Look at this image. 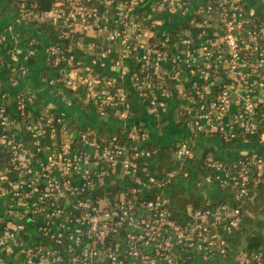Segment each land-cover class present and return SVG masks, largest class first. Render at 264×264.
I'll use <instances>...</instances> for the list:
<instances>
[{"label": "built area", "instance_id": "built-area-1", "mask_svg": "<svg viewBox=\"0 0 264 264\" xmlns=\"http://www.w3.org/2000/svg\"><path fill=\"white\" fill-rule=\"evenodd\" d=\"M42 1L13 0L21 21L49 27L58 39L49 38L46 88L73 90L99 115L115 111L124 123L131 89L155 113L182 103L195 133L264 140V17L250 0H50L49 8ZM195 13L198 36L174 31ZM12 29L0 27V62L37 53L35 40ZM88 35L100 42L85 44ZM38 96L33 89L13 96L0 83L1 251H18L26 264H264V248L229 241L247 226L242 208L258 189L251 183L260 181L262 158L210 159V178L234 202L195 209L179 223L167 199H140L180 174L152 170V151L137 143L141 129L129 145L103 140ZM175 155L184 166L195 149L181 141ZM119 182L123 194L98 193Z\"/></svg>", "mask_w": 264, "mask_h": 264}, {"label": "crops", "instance_id": "crops-1", "mask_svg": "<svg viewBox=\"0 0 264 264\" xmlns=\"http://www.w3.org/2000/svg\"><path fill=\"white\" fill-rule=\"evenodd\" d=\"M249 2L251 7H253L258 12V14L261 15V17H264V3L261 1L256 2L252 0ZM0 14L2 15L0 24L1 28H13L12 30L15 31L14 33L17 36H20L21 39H25L26 41L35 40L37 43V53L33 57L27 59L26 56H6L8 58H5L3 62H0V83L4 89H6V91L13 96L28 89L36 90L39 95V100L44 102L45 107L54 112L64 114L66 117H68L70 122L74 120L75 122L79 123L78 117L81 115L78 114L77 110L72 108L73 100L69 98V95H66L65 93H59L53 88H46L44 86L47 76L50 75H46V72L47 70L51 72L50 66L48 65V35L44 31L38 30L32 23L21 21L17 12V7L13 0H0ZM20 46L24 50H27L26 44ZM21 66H25L27 68L28 71L26 74H23L20 71L19 68ZM41 92H44L45 97L40 96ZM130 93L133 94L135 99L140 102L142 106L143 113L139 117L138 122L141 125V131L144 134V141H149L158 146L176 145L181 141H188L189 143H192L195 149L194 159H197V161H200L202 156L207 153L203 159L205 165H207V162L210 159H219L226 161L227 163H233L237 160L244 159L245 157H252L254 155L262 158L264 163L263 139L259 138L257 142H228L219 135L198 132L195 133L192 128L189 127V125L185 123L181 124L175 119H171L170 111H172L173 107L177 106L175 102L172 103V108H170L167 112L155 113L150 110L148 106H146L141 101V99L133 91H131V89ZM91 108L94 109L93 106H91ZM93 111H95V109ZM90 113L89 115H92ZM95 113L96 115L101 116L96 111ZM130 120L127 123H124L123 121H118L113 118V120H109L110 127L112 128L107 125V129L111 131L115 130L113 126L118 122H120L123 127L126 125L131 127L134 125L136 119L131 118ZM188 169V172H186L184 175H180L178 178L175 189L170 187L163 188L164 190L161 191L163 198L170 202L173 192L181 188L186 189V193H197L208 197H220L221 195L225 194L224 189L226 188H223L217 181L212 180L210 177L201 176L200 178L193 165H190ZM262 191L264 192V185ZM190 212L191 211H189L188 214ZM248 225L249 224H247V226ZM252 226H255L259 229L264 227V215L255 218ZM31 235V238H37V236L35 237L34 234ZM0 256V264H26L23 255L15 250L12 252L0 250Z\"/></svg>", "mask_w": 264, "mask_h": 264}, {"label": "trees", "instance_id": "trees-1", "mask_svg": "<svg viewBox=\"0 0 264 264\" xmlns=\"http://www.w3.org/2000/svg\"><path fill=\"white\" fill-rule=\"evenodd\" d=\"M12 1V0H11ZM51 6L50 0H43L42 1V7L43 8H49ZM176 18H174L175 20ZM200 21L199 14H193V16L188 19L186 22H179L177 25L179 27L175 28V32H178L180 29L188 30L192 33V35H199L200 28L198 26H191V23L196 24V22ZM33 24V23H32ZM36 26V28L40 31H44L48 37L54 41H58L54 30H51L49 27L45 26H37V24H33ZM83 42L86 44L88 42H94L98 43L100 40L95 37L94 35H88L84 36ZM86 57V56H85ZM8 58V57H5ZM50 60V59H48ZM62 65L59 66L61 68ZM58 69V68H53ZM50 71L47 70L46 75H49ZM57 76L60 74L57 73ZM73 91V90H72ZM68 89H63L62 93H65L66 95H69V98H71L72 101V108L77 110L78 114L81 116L78 117V122H75L74 124L77 126V128H86L92 131L96 136L100 137L103 140H113L115 138V141L120 145H129L132 143L130 140L131 132L137 131L141 129V125L139 124V117L142 115V106L141 103L138 102L133 94H129V100L131 104V112L129 114L130 119L135 118V123L133 126L126 125L125 127L122 126L120 122H118L113 127L115 130H108L107 125L110 127V121L116 119L118 121H121L116 115L115 111H111L107 116H98L96 115L94 109L91 108V104L87 103L83 98L80 96H74L73 92ZM41 97L44 96V92L40 93ZM90 105V106H89ZM182 103H179L176 107H173L171 112V119H175L176 121H179L181 124L185 123V116L181 113L182 112ZM40 109V108H39ZM82 110V112H81ZM93 111L92 113H90ZM92 114V115H89ZM110 117V118H109ZM68 118V117H67ZM75 119V118H74ZM129 119V120H130ZM128 120V121H129ZM131 121V120H130ZM132 123V122H131ZM133 124V123H132ZM102 125V126H101ZM112 128V127H110ZM259 140V137L257 135L255 136H248L247 138H237L233 142H241V141H252L257 142ZM142 148H147L152 151V159L155 162L154 167L152 165V170L161 173L166 174L168 172H171L175 169H180V174L178 177L174 180V182L169 186L172 189H175L177 186V180L180 177V175H184L186 172L189 171L188 167L190 165H193L195 171L201 178V176L204 177H211L213 175L212 168L205 165L204 158L207 153L202 156L200 161H197V159H192L185 163V166H182L179 161L176 159L175 151L177 148V145H169V146H158L154 143H151L149 141H144L143 139L141 141L137 142ZM2 161V160H1ZM197 161V162H196ZM198 163V164H197ZM197 164V169H196ZM259 170L255 168V178L258 176L256 175ZM191 173V172H190ZM196 174V175H197ZM195 175V176H196ZM211 175V176H210ZM260 177V181L256 182L254 179L252 181L253 183H256L258 186V189H254L250 192V196L245 200L242 208L243 216L245 218V224H249L248 226L242 227V235L230 238L229 241L232 246L234 247H241V245H247L248 248L254 249H263L264 248V227H261L260 229L252 226V224L255 221V218L261 217L264 215V192L262 191L263 185H264V167L262 169V174ZM123 182H119L116 185L112 186H104L102 189H99L98 193L102 197H115L117 194H123L124 192H121L123 188ZM126 188L123 190L125 193H128V190L130 189L129 184H125ZM225 194L221 195L220 197H208L201 194H195V193H186V189L181 188L179 190H175L172 194L171 203L169 205V209L171 211V218L179 223H183L188 219V212L193 211L198 208H208L214 205H218L222 202H234L232 198V194H230V189H224ZM229 193V194H228ZM129 194V193H128ZM162 196L160 189H154L153 192H145L144 194H140V199H150L153 197ZM0 228H1V222H0ZM120 235V234H119Z\"/></svg>", "mask_w": 264, "mask_h": 264}, {"label": "rangeland", "instance_id": "rangeland-1", "mask_svg": "<svg viewBox=\"0 0 264 264\" xmlns=\"http://www.w3.org/2000/svg\"><path fill=\"white\" fill-rule=\"evenodd\" d=\"M85 100V99H84Z\"/></svg>", "mask_w": 264, "mask_h": 264}]
</instances>
